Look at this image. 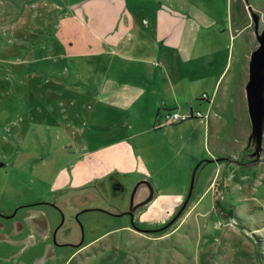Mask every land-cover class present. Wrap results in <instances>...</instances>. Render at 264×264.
Listing matches in <instances>:
<instances>
[{
	"label": "rangeland",
	"instance_id": "1",
	"mask_svg": "<svg viewBox=\"0 0 264 264\" xmlns=\"http://www.w3.org/2000/svg\"><path fill=\"white\" fill-rule=\"evenodd\" d=\"M87 1L96 0H0V207L47 196L62 202L68 213L70 197L81 196L83 202L71 208L94 209L81 219L95 227L66 264H264V141L252 157V146L246 154L237 148L239 135L251 130L245 84L250 52L258 46L248 7L259 17L261 31L264 0H218L216 5H222V15L231 7L237 31L224 42L229 70L222 84L229 78L227 85L233 92L239 89L242 100L226 132L229 158L187 166L186 157L165 142L161 162L168 169L154 180L123 174L107 162L98 163V173L88 169L97 158L84 153L86 141L93 139L85 135L87 119L96 107L103 67L97 42L82 21ZM208 1L210 10L214 0ZM139 8L127 10L138 12L142 27L146 17ZM141 180L151 189L141 183L134 200L153 193L136 214L142 225L156 228L188 200L173 224L137 232L127 214L102 212H123ZM176 201L179 205L169 211ZM46 212L58 220L54 209Z\"/></svg>",
	"mask_w": 264,
	"mask_h": 264
},
{
	"label": "crops",
	"instance_id": "2",
	"mask_svg": "<svg viewBox=\"0 0 264 264\" xmlns=\"http://www.w3.org/2000/svg\"><path fill=\"white\" fill-rule=\"evenodd\" d=\"M208 2L86 3L82 21L97 42L103 67L94 95L96 107L87 119L85 134L93 139L86 141L84 153L97 158L94 168L88 167L92 173L100 171L98 163L107 162L123 174L154 180L157 173L168 169L161 162L167 154L165 142L172 146L173 153L186 157L187 166L207 163L212 158H229L227 141L231 139L226 132L232 128V115L237 120L242 100L239 89L233 92L227 85L229 78L222 84L229 70L224 42L237 31L233 30L231 7H225L226 14L222 15L218 11L222 5L216 8L218 0L212 1L215 7L210 10ZM129 5L141 7L143 13H139L146 17L142 18V27L138 12L127 10ZM183 82L189 85L184 86ZM203 93L207 98L201 97ZM166 109L201 110L206 117L156 126L159 113ZM234 126L240 127L238 122ZM239 136L237 148L246 154L248 132ZM238 157L241 158L240 153ZM218 166L219 173L221 165ZM152 183L158 192V184ZM178 205L176 201L169 211Z\"/></svg>",
	"mask_w": 264,
	"mask_h": 264
},
{
	"label": "flooded vegetation",
	"instance_id": "3",
	"mask_svg": "<svg viewBox=\"0 0 264 264\" xmlns=\"http://www.w3.org/2000/svg\"><path fill=\"white\" fill-rule=\"evenodd\" d=\"M139 185L135 184L130 195L129 206L123 212L103 209V211L101 209L96 211H102L111 216L129 211L127 215L133 229L137 232H152L153 229L173 224L188 202L182 210L184 202H181L175 214L167 221L157 224L159 226L156 228L142 225L144 221H139L136 214L142 212L150 201L144 203L149 194L138 201L134 200ZM114 188L119 187L114 186ZM63 192L64 190L61 194ZM77 202L79 204L83 202L81 196L70 197L68 213L65 212L62 202L55 197L47 196L17 203L4 209L0 207V264H66L71 257V252L77 251L84 245L86 232H91L95 227L92 221L81 219L83 213L94 209L82 206L72 210V204ZM48 208L58 213L57 221L47 215ZM179 210L181 212L176 216Z\"/></svg>",
	"mask_w": 264,
	"mask_h": 264
},
{
	"label": "water",
	"instance_id": "4",
	"mask_svg": "<svg viewBox=\"0 0 264 264\" xmlns=\"http://www.w3.org/2000/svg\"><path fill=\"white\" fill-rule=\"evenodd\" d=\"M248 11L254 23V34L258 42V46L250 52L248 61V80L245 84L246 107L251 129L247 138V144L254 149L250 154V157H252L253 155L260 154L264 141V27L260 31L259 17L253 13L250 7H248ZM211 161L212 160H209L208 162ZM141 183H146L151 189L147 180H141L137 182L136 185ZM152 196L153 193L151 191L144 203L151 201ZM187 201L188 200L184 202L181 210ZM181 210H179L176 216L179 215ZM129 213V211L125 212V214Z\"/></svg>",
	"mask_w": 264,
	"mask_h": 264
},
{
	"label": "built area",
	"instance_id": "5",
	"mask_svg": "<svg viewBox=\"0 0 264 264\" xmlns=\"http://www.w3.org/2000/svg\"><path fill=\"white\" fill-rule=\"evenodd\" d=\"M201 97L207 98V94L203 93ZM203 117L206 116L202 115L198 111L180 112L177 109H171V110L166 109V110H162L161 113H159L156 120V126L161 127L166 124L181 123L190 120L192 118H203Z\"/></svg>",
	"mask_w": 264,
	"mask_h": 264
}]
</instances>
